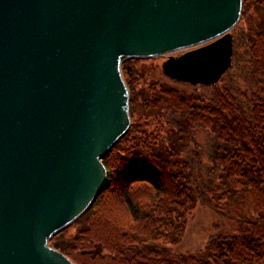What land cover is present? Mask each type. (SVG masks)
<instances>
[{
  "label": "water",
  "instance_id": "obj_1",
  "mask_svg": "<svg viewBox=\"0 0 264 264\" xmlns=\"http://www.w3.org/2000/svg\"><path fill=\"white\" fill-rule=\"evenodd\" d=\"M243 0H0V264H76L52 236L107 183L131 124L126 58L215 84Z\"/></svg>",
  "mask_w": 264,
  "mask_h": 264
},
{
  "label": "trees",
  "instance_id": "obj_2",
  "mask_svg": "<svg viewBox=\"0 0 264 264\" xmlns=\"http://www.w3.org/2000/svg\"><path fill=\"white\" fill-rule=\"evenodd\" d=\"M232 34L215 84L124 62L131 125L103 157L107 183L52 246L76 264H264V0H243ZM198 211L205 242L181 249Z\"/></svg>",
  "mask_w": 264,
  "mask_h": 264
},
{
  "label": "rangeland",
  "instance_id": "obj_3",
  "mask_svg": "<svg viewBox=\"0 0 264 264\" xmlns=\"http://www.w3.org/2000/svg\"><path fill=\"white\" fill-rule=\"evenodd\" d=\"M165 57L164 55H156L147 58H139L140 60L135 63V66L141 67L140 64L148 66L149 64H153L155 68L154 72L160 73L163 69V60ZM205 212L198 211L197 216L190 223V227L180 244L181 249H196L204 244L208 231L207 222L209 220V215L207 216L209 213L207 211Z\"/></svg>",
  "mask_w": 264,
  "mask_h": 264
}]
</instances>
